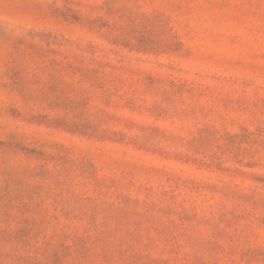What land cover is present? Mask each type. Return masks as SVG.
I'll list each match as a JSON object with an SVG mask.
<instances>
[{"label": "rangeland", "instance_id": "374dc122", "mask_svg": "<svg viewBox=\"0 0 264 264\" xmlns=\"http://www.w3.org/2000/svg\"><path fill=\"white\" fill-rule=\"evenodd\" d=\"M0 264H264V0H0Z\"/></svg>", "mask_w": 264, "mask_h": 264}]
</instances>
